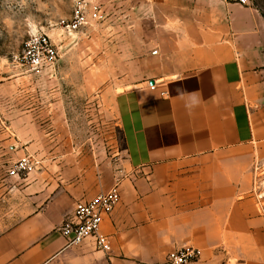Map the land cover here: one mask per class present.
I'll use <instances>...</instances> for the list:
<instances>
[{"label": "crops", "instance_id": "1", "mask_svg": "<svg viewBox=\"0 0 264 264\" xmlns=\"http://www.w3.org/2000/svg\"><path fill=\"white\" fill-rule=\"evenodd\" d=\"M110 2L144 15L132 21L144 28L136 63L145 78L115 94L123 158L72 147L54 83L44 96L43 81L60 72L0 71V104L10 105L0 264H51L76 249L107 264H167L183 246L200 251L190 264H264L263 16L229 0ZM26 155L42 162L36 172L10 177ZM117 181L121 200L101 228L111 252L92 239L68 248L60 228L75 206Z\"/></svg>", "mask_w": 264, "mask_h": 264}, {"label": "rangeland", "instance_id": "2", "mask_svg": "<svg viewBox=\"0 0 264 264\" xmlns=\"http://www.w3.org/2000/svg\"><path fill=\"white\" fill-rule=\"evenodd\" d=\"M78 1L0 0V71L19 67L15 58L22 54L31 35L48 34L60 49L57 73L61 74L56 81L45 78L44 96L49 97L54 83L57 99L65 103L72 147L82 149L83 153L97 151L104 157L111 153L116 160L121 159L123 134L115 110V94L128 83L145 78L137 74L136 63L138 58L142 60L144 28H135L132 21L143 19L144 15L141 11L137 16L130 15L129 8L122 3L97 0L104 5V21L70 36L64 34L59 22L71 16ZM254 8L264 18V0H256ZM0 106L1 131L10 126L4 118L10 105ZM51 264L107 262L103 255L76 249Z\"/></svg>", "mask_w": 264, "mask_h": 264}, {"label": "built area", "instance_id": "3", "mask_svg": "<svg viewBox=\"0 0 264 264\" xmlns=\"http://www.w3.org/2000/svg\"><path fill=\"white\" fill-rule=\"evenodd\" d=\"M246 8H253L256 0H229ZM104 10L99 4H89L79 0L71 16L59 22L64 34L73 36L80 29L94 26L104 21ZM60 49L46 33L31 35L24 44L22 54L15 58V63L31 73L50 71L53 77L57 76V66L60 60ZM32 155H26L13 163L8 174L10 177L28 179L36 172L40 165ZM121 200L120 183L104 194L88 202H80L75 206L73 214L60 228L61 234L67 239V247H78L85 241L92 239L98 252H111L110 239L102 234L101 228L105 215L114 211ZM200 258V251L190 246L170 253L167 264H190Z\"/></svg>", "mask_w": 264, "mask_h": 264}, {"label": "water", "instance_id": "4", "mask_svg": "<svg viewBox=\"0 0 264 264\" xmlns=\"http://www.w3.org/2000/svg\"><path fill=\"white\" fill-rule=\"evenodd\" d=\"M150 85H154V81H151V82H150Z\"/></svg>", "mask_w": 264, "mask_h": 264}]
</instances>
